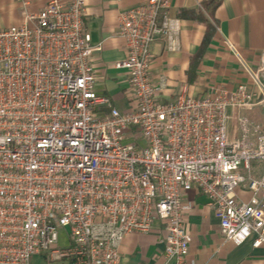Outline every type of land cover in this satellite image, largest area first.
<instances>
[{
  "label": "built area",
  "instance_id": "built-area-1",
  "mask_svg": "<svg viewBox=\"0 0 264 264\" xmlns=\"http://www.w3.org/2000/svg\"><path fill=\"white\" fill-rule=\"evenodd\" d=\"M171 6L146 0L119 15L126 56L115 66L128 74L130 112L94 91L99 47L84 30L85 0H49L37 12L24 5L19 25L0 29V264L34 255L118 264L124 238L150 233L155 220L165 261L192 264V204L182 196L193 189L210 199L225 243L264 245V133L241 115L264 105V52L253 67L226 41L246 82L160 103L165 80L150 77V49L158 38L167 52L180 49ZM65 229L69 247L59 250Z\"/></svg>",
  "mask_w": 264,
  "mask_h": 264
},
{
  "label": "crops",
  "instance_id": "crops-1",
  "mask_svg": "<svg viewBox=\"0 0 264 264\" xmlns=\"http://www.w3.org/2000/svg\"><path fill=\"white\" fill-rule=\"evenodd\" d=\"M49 0H0V29L19 25L23 7L40 11ZM146 0H85L84 30L91 45L98 46L90 59L94 71V91L107 97L120 112L136 108L126 70L116 63L125 58L124 41L118 35L120 13ZM171 15L181 23L180 49L167 52L164 40L151 45L149 69L153 83L165 80V89L157 95L160 103L174 100L180 94L197 97L209 86L227 88L246 82L240 66L227 48L235 46L253 67L261 64L264 52V0H171ZM208 9V10H207ZM205 45L203 51L202 46ZM103 116L106 110H94ZM241 115L261 126L264 133V105ZM235 124L230 125L232 134ZM261 165L253 164L252 175L259 178ZM244 199L248 193H242ZM192 209L186 216L185 228L191 235L188 261L192 264H264V245L252 248L251 242L240 246L225 243L219 232L210 199L193 189L182 196ZM166 238L164 224L155 220L150 233L127 235L119 249L118 264H173L164 259Z\"/></svg>",
  "mask_w": 264,
  "mask_h": 264
},
{
  "label": "rangeland",
  "instance_id": "rangeland-1",
  "mask_svg": "<svg viewBox=\"0 0 264 264\" xmlns=\"http://www.w3.org/2000/svg\"><path fill=\"white\" fill-rule=\"evenodd\" d=\"M67 234H68L67 229L59 231V240L57 244V248L59 250L66 249L69 247V240ZM30 264H47V263L42 255H34L31 258ZM54 264H63V263L57 262Z\"/></svg>",
  "mask_w": 264,
  "mask_h": 264
},
{
  "label": "trees",
  "instance_id": "trees-1",
  "mask_svg": "<svg viewBox=\"0 0 264 264\" xmlns=\"http://www.w3.org/2000/svg\"><path fill=\"white\" fill-rule=\"evenodd\" d=\"M207 10H208V9H207ZM204 48H205V45H203V46H202V48H201V51H203V50H204Z\"/></svg>",
  "mask_w": 264,
  "mask_h": 264
}]
</instances>
